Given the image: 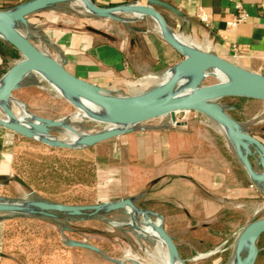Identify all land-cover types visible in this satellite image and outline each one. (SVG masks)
I'll list each match as a JSON object with an SVG mask.
<instances>
[{
  "label": "rangeland",
  "instance_id": "obj_1",
  "mask_svg": "<svg viewBox=\"0 0 264 264\" xmlns=\"http://www.w3.org/2000/svg\"><path fill=\"white\" fill-rule=\"evenodd\" d=\"M41 13L43 17L30 15L27 25L16 20L12 21V25L27 37L38 53L51 59L55 52L48 45L46 33L53 29L98 35V42L105 43V33L122 37L133 27L158 25L149 16L135 17L129 13L114 14L118 20L100 17L86 10L77 0L57 4ZM47 15L50 18L46 20L44 17ZM170 33L190 39L196 47L207 51V42L196 39L187 29L178 32L170 30ZM0 42L15 49L1 37ZM17 54L18 58H11L0 52V85L9 70L24 59L18 51ZM186 60L187 54L183 53L171 67L113 82L106 87L105 79H91L89 83L112 98L141 100ZM204 72L216 76L213 70L193 68L182 77L184 85L177 83L169 97L183 94L180 92L182 88L197 82L199 88L219 83L213 77L199 81ZM14 103L19 104L22 111ZM217 103L246 133L264 140V100L226 97ZM7 107L21 124L27 126L36 120H61L62 125L50 128L46 137L26 138L0 124V201L25 203L43 200L83 206L133 198L136 210H119L83 219L64 216L48 219L0 213V264H162L155 242L143 230L145 218L152 222L163 219V229L179 247L182 252H179V257L184 264H234L238 236L250 221L264 218V192H257L252 208L249 207L251 204L245 203L239 208L231 206L222 216L184 217L178 212L172 214L176 211L171 205L176 201L172 199L173 192L170 190L168 193L167 188L173 185L169 186L166 179L153 183L152 177L139 175L137 168L127 167L121 161L120 137L91 147L78 146V141L72 137H80L75 134L87 136L104 132L113 125L111 120L105 115V110L69 94L41 73L29 74L13 92ZM175 118L178 123L175 126L171 124L170 116L165 115L138 122L131 128L135 131L149 126L168 129L186 126L194 129L198 122L205 119L196 112H180ZM3 121H7V117L0 104V122ZM117 127L124 129L125 125L117 124ZM221 133L218 139L222 145L226 143L231 147L228 134L222 128ZM202 135L210 140L214 137L208 131ZM46 138L71 147L50 146L42 141ZM218 139H213L214 146L220 148L219 144L216 145ZM250 160L254 170L262 172L258 156L253 155ZM178 186L188 199L194 185L183 183ZM187 199L185 203H188ZM145 213L155 215L146 217ZM173 222L176 226L172 228L170 225ZM187 244L197 252L193 253ZM263 245L264 238H260L258 250ZM261 264H264V259Z\"/></svg>",
  "mask_w": 264,
  "mask_h": 264
},
{
  "label": "crops",
  "instance_id": "obj_2",
  "mask_svg": "<svg viewBox=\"0 0 264 264\" xmlns=\"http://www.w3.org/2000/svg\"><path fill=\"white\" fill-rule=\"evenodd\" d=\"M33 1L39 0H0V11ZM92 1L105 8L147 2ZM158 1L179 9L185 15L181 19L164 7H156L172 31L187 29L196 39L207 42L208 52L264 77V0ZM236 4L242 5L248 19L236 29H230L228 23L236 14ZM199 9L208 14V24L197 18ZM41 12L33 16L43 17ZM44 18L47 20L50 16ZM97 38L98 35L94 34L58 29L46 33L57 63L88 83L91 79H105V87L171 67L182 56V52L164 38L156 25L133 27L122 37L105 33V43L98 42ZM233 47H237V57ZM203 116L205 119L198 122L194 129L186 126L172 129L149 126L121 136L118 139L121 161L131 169L137 168L139 175L152 177L153 183L166 179L169 186L173 185L167 188L168 193L170 190L173 192L172 199L176 201L171 205L176 211L172 214L178 212L184 217H211L222 216L226 209L231 206L239 208L243 203L251 204L249 207L252 208L257 192H264V186L251 180L242 164L238 163L232 145H222L218 139V136H222L221 128L217 123ZM207 131L214 136L212 140L203 138L205 136L202 134ZM216 138L219 140L216 145L219 144L220 148L214 146L213 139ZM261 141L264 144V140ZM183 183L194 185L190 187L188 199L178 186ZM185 199L188 203H185ZM174 226L176 224L173 222L170 227ZM187 246L192 248L193 253L197 252L191 245Z\"/></svg>",
  "mask_w": 264,
  "mask_h": 264
},
{
  "label": "water",
  "instance_id": "obj_3",
  "mask_svg": "<svg viewBox=\"0 0 264 264\" xmlns=\"http://www.w3.org/2000/svg\"><path fill=\"white\" fill-rule=\"evenodd\" d=\"M72 0H39L26 3L19 7L0 11V21H8L12 25V21L16 20L27 25V18L39 11L46 10L57 4L70 2ZM85 3L89 11L100 17L113 18L114 14L120 13L123 8H133L141 13V16H149L158 24L160 32L164 38L176 49L186 53L182 46L172 37L170 27L165 22L163 16L156 7H164L177 17L183 19L184 13L179 9L158 0H147L145 4L130 3L116 7H100L92 0H77ZM162 26L167 30L164 31ZM13 27V25H12ZM14 28V27H13ZM1 37V36H0ZM10 43L22 56L20 48L11 40L1 37ZM27 39V37H26ZM32 47V46H31ZM33 53L30 56H24V59L15 64L7 73L8 79L5 84L0 85V104L3 106L7 121L0 124L12 132L26 138L48 135L50 128L62 125L61 120H36L35 123L27 125L21 124L15 113L7 107L8 101L12 98L13 92L18 89L23 80L31 73H41L59 86L65 89L69 94L82 98L83 100L105 110H117L119 116L118 124H124V129H108L101 133H96L80 137L78 141L79 147H91L107 140L121 137L135 131L131 126L138 122L148 121L157 117L170 115L171 120L175 121V114L180 112H196L210 118L212 121L221 126L230 137L237 157L246 170L247 174L254 183L264 186V144L258 138L246 133L241 125L228 116L217 101L226 97H238L255 100H264V77L256 73L248 72L236 64L208 53L202 49L192 51L191 57L195 65L193 68L206 70H221L237 80L232 83L219 82L217 84L198 87L192 92L189 98L169 97L174 87L179 81V73L173 72L163 85L160 94L151 99L141 100H121L112 98L107 95L99 87L81 80L70 74L65 68L55 60L38 53L33 47ZM188 59V55H187ZM187 61V60H186ZM175 70V69H174ZM5 76V77H6ZM207 75L199 78V81L206 78ZM232 109V108H231ZM9 123L10 125H7ZM33 124H36L35 126ZM130 127V128H129ZM47 139V140H46ZM42 141L50 146L70 148L71 145L59 141H53L48 138ZM258 156V164L262 172H256L252 166L250 157ZM264 191V190H263ZM132 209L136 210L133 198L121 199L115 202L96 204V205H68L43 200H32L25 203H15L10 201H0V213L4 214H26L33 217H42L48 219H56L60 216L68 218H92L99 214H108L119 210ZM147 215H155L153 213H145ZM163 219L159 227V234L163 238L166 246L172 251L174 257L179 264L184 262L179 257V250L169 234L163 229ZM264 234V218L257 219L249 223L240 233L235 248L234 264H254L259 253L257 242ZM247 251L246 256H242Z\"/></svg>",
  "mask_w": 264,
  "mask_h": 264
},
{
  "label": "bare ground",
  "instance_id": "obj_4",
  "mask_svg": "<svg viewBox=\"0 0 264 264\" xmlns=\"http://www.w3.org/2000/svg\"><path fill=\"white\" fill-rule=\"evenodd\" d=\"M79 4L84 7L86 10L89 11L87 5L85 3H82L81 1L79 2ZM120 13H129L132 14L135 17H139L141 15L140 12L134 10L133 8H123L122 11ZM162 29L164 31L167 32V30L165 29V27L162 26ZM0 36L5 38V39H9L12 42H14L21 50V52L23 53L24 56H30L33 53V49L31 47V45L29 44V42L26 39L25 35H22L21 33H19L18 31H16L12 25L8 22V21H0ZM170 39H175L180 46H182L183 50L186 52V54L188 55V59L187 61H185L183 64H181L179 67H177L175 70H173L172 72L168 73V75L165 76V78L163 79L162 83L159 84V86L150 94L148 95L145 99H151L154 97H157L160 94V91L163 87V85L167 82L168 78L170 77V75L175 71L178 72L180 75L179 77V81L178 83L184 85L181 81L182 77H184V75L191 69H193L192 66L195 65V62L193 60V58L191 57L192 51H194L195 49H201L196 47L190 39H186V38H182V37H176L173 36L169 37ZM205 51V50H204ZM208 52V51H206ZM210 53V52H208ZM212 54V53H211ZM216 72V76L213 74H207L206 72L204 73H200L201 75L199 76V78H201L204 75H207V77H213L219 80V82H224V83H232L235 82L237 80V78H235L234 76L221 71V70H213V73ZM206 77V78H207ZM8 79V76H6L1 85L5 84L6 81ZM196 90L195 85H188V87L186 88H182V90H180V92L182 91L183 94H179L176 96H172L174 98H189L192 95V92ZM82 101V100H81ZM18 103V102H17ZM14 103V105L16 104L17 108H21L19 104ZM20 111H22L20 109ZM81 111V110H80ZM105 112L108 115L109 120H111L112 122V126L109 129H118L117 124L120 123L119 122V116H118V112L117 110H109L105 108ZM25 113V112H24ZM22 113V114H24ZM188 113V112H185ZM177 114V113H176ZM175 114V116H176ZM25 115V114H24ZM102 115V114H101ZM22 116V115H21ZM75 116V115H74ZM170 116V115H169ZM103 117V115L101 116ZM107 117V116H106ZM74 118V117H73ZM77 119V118H76ZM81 119V118H80ZM24 120V119H23ZM72 120V119H71ZM100 120V119H99ZM102 120V118H101ZM170 120H171V116H170ZM25 121V120H24ZM5 122V121H3ZM103 122V121H101ZM107 122V121H106ZM7 125H10L9 123H6ZM107 124V123H106ZM171 124L173 126L177 125L178 123L175 121L171 120ZM34 126L36 124H33ZM218 125V124H217ZM110 126V124H109ZM120 126V124H119ZM219 126V125H218ZM220 128H222L221 126H219ZM121 128V127H120ZM119 128V129H120ZM223 129V128H222ZM224 130V129H223ZM74 140L79 141V139H77L76 137H72ZM232 145V144H231ZM233 146V145H232ZM234 149V147H233ZM145 216V215H144ZM147 217V216H146ZM144 232L147 233L148 237L155 242L156 245V252L158 254H160L161 257V262L162 264H179V262L177 261V259L174 257L172 251L166 246L163 238L161 237V235L159 234V227H160V223H161V219H159L158 221L152 222L150 221L148 218H145L144 220ZM142 231V230H140ZM143 234V233H142ZM157 254V255H158ZM247 255V251H244L242 256H246ZM154 264V263H153Z\"/></svg>",
  "mask_w": 264,
  "mask_h": 264
},
{
  "label": "built area",
  "instance_id": "obj_5",
  "mask_svg": "<svg viewBox=\"0 0 264 264\" xmlns=\"http://www.w3.org/2000/svg\"><path fill=\"white\" fill-rule=\"evenodd\" d=\"M235 11H236V14L233 16L232 21L228 23V28L230 29H236L239 25L245 23L248 19V14L244 10L242 5L236 4ZM196 16L199 19V21H201L202 23L208 24L209 16L204 10L199 9ZM233 50H234L235 57H237V47H233Z\"/></svg>",
  "mask_w": 264,
  "mask_h": 264
},
{
  "label": "trees",
  "instance_id": "obj_6",
  "mask_svg": "<svg viewBox=\"0 0 264 264\" xmlns=\"http://www.w3.org/2000/svg\"><path fill=\"white\" fill-rule=\"evenodd\" d=\"M0 52L3 55L11 57V58H18V54L15 49H11L1 42H0ZM231 98H238V97H231ZM260 238H264V234ZM262 259H264V245L260 246V250H259V253L257 255L256 261L254 264H261Z\"/></svg>",
  "mask_w": 264,
  "mask_h": 264
}]
</instances>
